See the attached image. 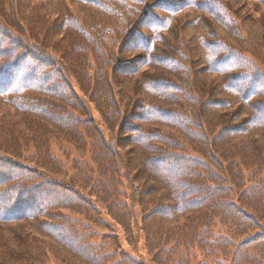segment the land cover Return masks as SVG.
I'll return each mask as SVG.
<instances>
[{
    "label": "trees",
    "instance_id": "trees-1",
    "mask_svg": "<svg viewBox=\"0 0 264 264\" xmlns=\"http://www.w3.org/2000/svg\"><path fill=\"white\" fill-rule=\"evenodd\" d=\"M144 234L264 264V0H0V264H149Z\"/></svg>",
    "mask_w": 264,
    "mask_h": 264
},
{
    "label": "rangeland",
    "instance_id": "rangeland-1",
    "mask_svg": "<svg viewBox=\"0 0 264 264\" xmlns=\"http://www.w3.org/2000/svg\"><path fill=\"white\" fill-rule=\"evenodd\" d=\"M136 40L134 41H139L138 38H135ZM96 115V114H95ZM97 116V115H96ZM53 155L59 156L61 158V160L67 165L68 161H67V154H71L73 156H71L70 158V163L67 166L68 168L71 169L70 175L74 174V168H73V164L75 163V161L79 158V161H81V153H79V156L77 157L76 153L74 152V150L66 145V146H60L57 145L56 143H54L53 145ZM193 149L189 150L190 154H193ZM88 160L90 159V156L87 158ZM246 172V175L250 174V172ZM69 179V178H68ZM69 180H67L68 182ZM102 226L100 228L95 227V241L98 245H103L104 247H106V249H109L111 251H118L120 252L122 255H132L134 257H137V253L135 252V246L132 244L133 240H131L130 235L127 234L126 230L123 228V226H120L118 224L117 221H113L112 219H110L108 217L107 214H105L104 220L102 221ZM220 231L224 232L225 234H227L226 230L220 228ZM219 231H216V234H218ZM89 234V233H87ZM245 238H243L242 240H239L240 243L243 242V240H245ZM147 243V239L145 234L143 235L142 239H140V247L138 250V253L143 254L144 257H146L148 263L150 264L152 261V257L148 256L149 252L146 249L145 246ZM119 249H121L119 251ZM139 258V257H138ZM47 264H61L58 261L55 260V258L51 257L48 259V263Z\"/></svg>",
    "mask_w": 264,
    "mask_h": 264
}]
</instances>
